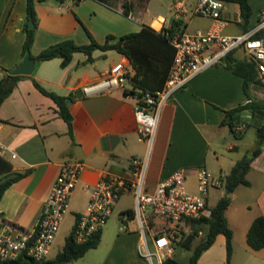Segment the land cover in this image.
<instances>
[{"label": "crops", "instance_id": "obj_1", "mask_svg": "<svg viewBox=\"0 0 264 264\" xmlns=\"http://www.w3.org/2000/svg\"><path fill=\"white\" fill-rule=\"evenodd\" d=\"M148 1L142 14L138 15L136 7L128 14L124 13L119 2L108 5L101 0H35L38 22L31 52L36 54L43 47L67 37L78 43H87L86 29L97 41L103 42L108 33L117 38L123 33L140 30L143 24L159 31L160 27L171 26L173 17L181 21L179 27L191 31L196 28L207 30L213 21L210 16L193 11L197 0H180L183 7L177 14L173 9L169 15L157 13L154 17L148 16ZM248 1L251 14L245 25L238 3L225 0L221 9L223 33L245 31L244 26L249 29L264 16V0ZM25 5L26 0H0V78L5 69L16 66L23 57ZM158 16L163 20L156 19ZM148 49L150 56L140 74L135 73L126 55L112 48H95L92 60H86L87 54L83 51H74L65 66L61 65L59 56L34 62L31 75L42 86L62 95L73 93L74 98L69 103L71 131L59 114L56 102L34 85L30 74H24L17 80L0 103V139L13 151V154L0 155L10 165L8 169L0 168V180L16 172H25V175L3 191L1 217L22 228H30L39 216L61 163L68 159L82 160V170L70 194L53 245L59 233L68 235L71 231L76 215L85 210L92 185L105 171L127 174L133 158L146 160L144 187L147 192H152L159 179L178 167H185L186 189L195 192L198 167L224 177L234 162L251 147L250 143L255 142L256 137L245 141L246 130L249 121L256 123V117L247 109L234 112L232 117L225 115L224 110L248 99L264 105V83L250 81L248 98L243 91L242 77L225 62L208 66L170 95L160 108L149 147L148 141L140 138L137 131L134 94L162 86L167 75V63L172 57L171 48L156 34L150 35ZM241 54L240 48L232 51L236 58H243ZM124 56L129 76L123 86L93 94L82 91V85L107 75L111 66ZM261 77L264 82V74ZM229 121L233 122L234 128L242 122L246 124L242 131L237 132L232 130ZM246 178L248 184L237 185L230 193V203L224 210L232 229L229 261L225 236L219 232L201 252L197 264H264V246L254 249L246 240L253 218L259 214L264 217V143L261 151L250 161ZM189 181L193 185L188 184ZM211 187L221 188L217 200L225 192L223 185H211L209 190ZM208 199L209 191L207 204ZM134 203L131 192L120 195L111 214L118 215L120 229L110 234L103 231L105 224L102 226L95 247L105 239L111 240V244L105 254H99L98 260L88 264H151L138 251L139 223L133 211L128 212ZM146 214L152 224L159 225L163 221L149 210ZM123 223L125 227L121 226ZM180 227L184 233L191 230L188 221L180 223ZM203 234L200 229L196 237ZM151 239L149 237L150 246ZM192 247L183 246L180 240L174 242L170 257L186 262Z\"/></svg>", "mask_w": 264, "mask_h": 264}, {"label": "built area", "instance_id": "obj_2", "mask_svg": "<svg viewBox=\"0 0 264 264\" xmlns=\"http://www.w3.org/2000/svg\"><path fill=\"white\" fill-rule=\"evenodd\" d=\"M224 3L225 0H197L195 3V13L210 16L213 20L207 30L196 28L191 31L178 27L169 31L170 26L160 27L164 28V33L168 35V41L174 48L166 78L162 86L146 88L134 94L137 131L140 138L148 141L149 147L162 104L197 73L210 65L224 62L228 52L240 48L242 57L253 60L258 73L264 74V34L255 35L259 30H264V16L245 31L237 34L223 33L221 9ZM170 6L174 9V14H177L183 3L171 0ZM162 20L163 18L160 19ZM126 63L124 56L111 66L107 75L82 85V91L93 94L123 86L129 76ZM245 124L242 122L234 129L242 131ZM12 152L0 139V155ZM82 167L83 161L80 159H68L61 163L39 216L30 228H22L0 216V260H13L20 254H27L35 259L48 257ZM145 171L146 160L133 158L127 174L103 172L91 187L85 210L76 215L71 229L72 238L78 242L89 240L111 216L120 195L129 191L135 199L133 215L140 228L138 251L151 264H163L172 255L173 243L184 235L180 223L211 214V208L207 204L209 187L222 186L223 177L212 174L205 167H198L197 189L191 192L185 185L186 168L178 167L168 176L159 179L152 192H147L144 187ZM146 210L161 217L162 223L152 224ZM121 226L125 227V224ZM149 237L152 238L151 246Z\"/></svg>", "mask_w": 264, "mask_h": 264}, {"label": "trees", "instance_id": "obj_3", "mask_svg": "<svg viewBox=\"0 0 264 264\" xmlns=\"http://www.w3.org/2000/svg\"><path fill=\"white\" fill-rule=\"evenodd\" d=\"M108 5H115L119 2L124 13L128 14L130 10L135 8L137 4L145 7L148 0H101ZM239 5L240 14L243 23L246 25L248 18L251 14V7L248 0H234ZM35 0H26L25 5V21L23 24V31L25 33L24 40L22 42L21 53L22 56L25 54L29 55L35 61L44 60L52 58L55 56L61 57V65L65 66L71 59L74 51H83L87 54L86 60H92V51L95 48L101 49H115L128 57L132 63L135 73H143V64L147 57L150 56V51L148 49L150 45V35L156 34L159 36L162 42H165L171 48V57L173 58L174 48L168 41V35L164 33V28L159 31L154 30L148 24H143V26L138 31H130L119 35L117 38L114 34L108 33L106 39L103 42L97 41L90 32L86 29L89 41L87 43H78L73 38L67 37L59 41L51 43L43 47L38 53L33 54L31 52V44L34 39V33L38 22V17L35 11ZM32 20L33 25L31 27L27 26V20ZM181 21L172 18L171 26L168 28L172 31L178 28ZM248 28L244 26V30ZM264 34V30H259L256 32V36ZM161 57V56H160ZM172 61V60H171ZM167 63V72L169 65ZM226 65L235 73L242 77V87L244 93L249 98L248 85L250 81L264 83L262 81V74L258 73L256 65L253 60L247 58H236L232 55V52H228L224 58ZM24 76V74H10L8 69L4 70V74L0 78V103L8 95L13 87L15 86L17 80ZM34 85L44 94L50 96L58 105L59 114L65 119L68 124L69 131H71V113L69 110V103L73 100L74 95L72 92L62 95L55 91L48 90L42 86L31 74ZM247 109L250 111L252 116L256 117V138L254 146L242 155L241 158L237 159L228 172L223 177V187L225 192L219 197L215 205L211 206V214L206 217L193 218L188 221L191 225V230L184 233L180 242L185 247H192V253L188 261L176 260L172 257H167L163 264H197V259L201 252L207 248L215 238V235L219 232L223 233L225 236V247H226V257L227 262L229 261L232 252V229L227 223L226 216L224 213L225 208L230 203V193L239 184H248V179L246 178V172L250 166V161L261 151L262 145L264 143V105L248 99L246 102L239 104L231 109L224 110L225 115L233 116V113H238ZM230 127L233 131L234 124L229 121ZM0 168L8 169L10 166L8 163L4 162L3 158L0 156ZM3 161V163H2ZM25 175V172H16L14 175L7 176L0 180V198L3 191L12 183L14 180ZM133 211V209L128 210V212ZM0 216L2 213L0 211ZM2 219L6 220L4 217ZM202 229L204 234L197 240L196 236L198 231ZM100 239V230L93 234V236L84 242L75 241L72 238L71 231L66 235L64 243L56 254L52 257H46L43 259H35L34 257L27 254H20L17 258L13 260H0V264H67L74 259L82 256L88 249L95 247ZM246 240L250 247L258 249L264 246V217L259 214L255 216L248 227Z\"/></svg>", "mask_w": 264, "mask_h": 264}, {"label": "rangeland", "instance_id": "obj_4", "mask_svg": "<svg viewBox=\"0 0 264 264\" xmlns=\"http://www.w3.org/2000/svg\"><path fill=\"white\" fill-rule=\"evenodd\" d=\"M170 1L171 0H149L148 1V6H149V11H148V16L149 17H154L156 16L157 13H163L166 15H169L172 11L173 8L170 6ZM146 6V5H145ZM137 9V12H135L138 15H141L145 9V7H142L141 5L137 4L135 6ZM259 83V82H258ZM255 123L249 121L247 130H246V139L245 141L249 140L252 136L256 137V132H255ZM252 148L254 146V141L250 143ZM249 148V149H250ZM244 148H243V152H244ZM188 184L193 185L192 181H189ZM221 190V188H214L211 187L209 190V199H208V206L211 207L213 205H215L216 201H217V195H218V191ZM120 219L118 217V215L115 213L113 214L105 223V225L103 226V231L105 233H110L113 234L114 232L118 231V229H120L119 225H120ZM65 235L64 233H59V235L57 236L55 242L53 243L51 249L49 250V256H54L56 254V252L61 249L63 243H64V239H65ZM199 238L196 237V239L194 241H197ZM111 240L105 239L103 242H101L97 247L89 249V251H87L84 255L78 257L77 259H74L70 262V264H88V263H92L96 260L99 259V254H105V251H107L109 245L111 244L110 242ZM186 252L189 253V251L187 250ZM152 259L155 260V257L152 256Z\"/></svg>", "mask_w": 264, "mask_h": 264}, {"label": "water", "instance_id": "obj_5", "mask_svg": "<svg viewBox=\"0 0 264 264\" xmlns=\"http://www.w3.org/2000/svg\"><path fill=\"white\" fill-rule=\"evenodd\" d=\"M33 25L32 20L29 18L27 20V26L31 27ZM34 68V59L29 55L25 54L21 61L14 67L8 69L10 74H31Z\"/></svg>", "mask_w": 264, "mask_h": 264}, {"label": "bare ground", "instance_id": "obj_6", "mask_svg": "<svg viewBox=\"0 0 264 264\" xmlns=\"http://www.w3.org/2000/svg\"><path fill=\"white\" fill-rule=\"evenodd\" d=\"M154 24H155V22H154Z\"/></svg>", "mask_w": 264, "mask_h": 264}]
</instances>
